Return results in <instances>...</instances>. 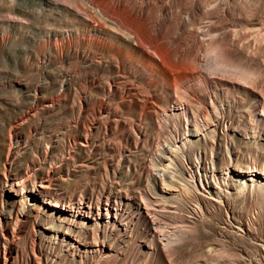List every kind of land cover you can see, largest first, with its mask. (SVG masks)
Returning a JSON list of instances; mask_svg holds the SVG:
<instances>
[{"label":"rangeland","instance_id":"374dc122","mask_svg":"<svg viewBox=\"0 0 264 264\" xmlns=\"http://www.w3.org/2000/svg\"><path fill=\"white\" fill-rule=\"evenodd\" d=\"M260 112L264 0H0V264H264Z\"/></svg>","mask_w":264,"mask_h":264},{"label":"bare ground","instance_id":"6f19581e","mask_svg":"<svg viewBox=\"0 0 264 264\" xmlns=\"http://www.w3.org/2000/svg\"><path fill=\"white\" fill-rule=\"evenodd\" d=\"M241 79V78H240ZM261 111V110H260ZM204 113V112H203ZM263 116H264V114H263V112H260ZM207 115V114H206ZM205 120H206V118H205ZM44 180H41L38 184H37V187L35 188V186H33L32 187V189L30 190V192H37V193H40L41 191H42V189H45L46 187H47V185H45L44 184ZM39 187V188H38ZM41 188V189H40ZM140 191V190H139ZM141 194L143 195V198L144 197H146V194H144V191H142L141 190ZM142 197V196H141ZM106 210V209H105ZM105 214H106V212H105ZM154 221V220H153ZM158 221V220H157ZM153 223V226H154V229H156L157 227H158V225H157V223L156 222H152ZM174 227V226H173ZM161 230V229H160ZM177 231H178V233L179 234H182V233H184L185 232V229H183V227H179L178 226V229H177ZM209 248H210V246H209ZM208 248V249H209ZM210 249H212V250H210ZM209 250L210 251H215V253L217 252V254L218 253H220V250H216L215 248H210ZM209 251V252H210ZM4 258V257H3Z\"/></svg>","mask_w":264,"mask_h":264}]
</instances>
